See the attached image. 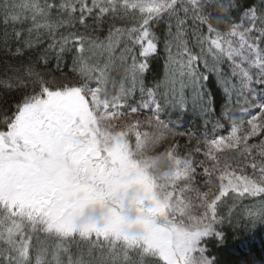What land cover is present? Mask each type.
<instances>
[{"label": "snow or ice", "instance_id": "snow-or-ice-1", "mask_svg": "<svg viewBox=\"0 0 264 264\" xmlns=\"http://www.w3.org/2000/svg\"><path fill=\"white\" fill-rule=\"evenodd\" d=\"M189 101L206 119L223 102L228 119L209 120L204 137L180 132L164 114ZM114 121L137 144L173 129L195 161V223L151 259L216 264L208 246L225 225L264 222V0H0V264L26 261L18 216L62 183L99 179ZM81 243L89 255L100 246L60 238L45 248L54 264H73ZM146 259L130 252L125 264Z\"/></svg>", "mask_w": 264, "mask_h": 264}, {"label": "rangeland", "instance_id": "rangeland-1", "mask_svg": "<svg viewBox=\"0 0 264 264\" xmlns=\"http://www.w3.org/2000/svg\"><path fill=\"white\" fill-rule=\"evenodd\" d=\"M223 112V119L227 120L228 114ZM238 113L233 119L238 118ZM114 124L120 125V121ZM117 125L112 134L118 142L107 152L98 180L62 183L48 199L41 198L35 215L16 218L13 239L18 237L24 242V252L28 240L24 239L23 229L32 231L35 226L43 234L65 241L95 238L112 249L132 248L152 257L170 250L181 233L194 225L197 202L183 198L190 187L187 178L195 171L194 163L173 152L151 156L147 152L152 138L149 134L134 147L123 135L126 129ZM41 212L43 216L37 219Z\"/></svg>", "mask_w": 264, "mask_h": 264}, {"label": "trees", "instance_id": "trees-1", "mask_svg": "<svg viewBox=\"0 0 264 264\" xmlns=\"http://www.w3.org/2000/svg\"><path fill=\"white\" fill-rule=\"evenodd\" d=\"M10 2L18 4L21 0H10ZM162 66L163 57L161 56L159 64H156L155 70L150 73L147 78L149 85H151L155 79L159 78ZM209 80L215 81L216 77L209 76ZM58 82L61 84L64 83L59 76ZM205 87H211V85H206ZM218 90L219 84L212 89V92L209 95L215 96ZM220 95L222 96L223 93L221 92ZM207 102L211 104L212 100L208 99ZM224 110L223 102H221L216 112L208 116L206 119L205 113L199 110V105H193L191 101H189L187 111L170 110L164 114V119L170 120L173 126L180 132L194 133L197 136L204 137L211 135L212 128L214 127V125H209V127H205V125L208 124L209 120H212L213 122L216 120L219 122ZM235 112H239V110L236 109ZM154 130H152L148 136L152 138L151 141L149 138L150 146L148 150L146 149L151 156L161 157L167 154H172L171 152H173L175 154L174 156L182 158L189 157V161L195 163L193 156L186 149L183 147H176L177 144L183 145L187 143L186 136L181 137L176 134L173 129ZM224 131L225 129H222L217 134H224ZM127 138L129 142L132 143V146L135 147L136 141L132 140L130 137ZM190 177H192V175H190ZM187 179L190 181V187L185 193H183V198L190 201L193 199H191L189 189L194 186H200V181L199 178L190 179L189 175ZM224 233L225 236L222 241L209 242L208 250L211 256L215 257L216 264H264V222L253 221L250 225L245 224L243 226L240 223L225 225ZM23 236L25 240H32L30 245L32 251L31 253H28V245L25 250L26 261L23 262V264H54V254L46 250L45 244L53 239L59 238L45 235L41 230L33 233V231H29L27 227L23 229ZM37 237H39V239H37ZM72 240L73 239L68 241L70 242ZM76 241L86 240L76 238ZM99 245V247L92 250V255H89L87 243H81L79 252H77L76 249L73 250V264H125L130 252L135 253L139 257L147 258L146 264H161L158 258L151 259V256L140 253L137 249L123 248L116 250L100 242Z\"/></svg>", "mask_w": 264, "mask_h": 264}]
</instances>
